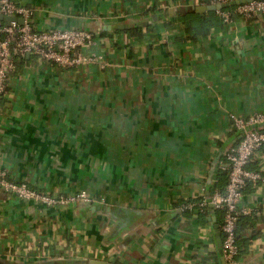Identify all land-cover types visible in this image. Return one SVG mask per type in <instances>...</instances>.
Segmentation results:
<instances>
[{
    "label": "crops",
    "instance_id": "crops-1",
    "mask_svg": "<svg viewBox=\"0 0 264 264\" xmlns=\"http://www.w3.org/2000/svg\"><path fill=\"white\" fill-rule=\"evenodd\" d=\"M16 1L38 30L110 36L96 49L104 66L17 63L1 167L33 188L92 200L50 207L0 187V264H227L223 213L177 205L225 188V151L240 140L234 115L264 112V16L233 17L191 41L176 17L204 0ZM152 22L141 38L125 31ZM249 167L264 172V150ZM242 205L254 225L242 231L250 241L239 262L264 264L263 181L247 185Z\"/></svg>",
    "mask_w": 264,
    "mask_h": 264
},
{
    "label": "built area",
    "instance_id": "built-area-1",
    "mask_svg": "<svg viewBox=\"0 0 264 264\" xmlns=\"http://www.w3.org/2000/svg\"><path fill=\"white\" fill-rule=\"evenodd\" d=\"M232 1L234 0H212L210 4H225ZM0 13L24 19L23 24L0 21V117L19 58L34 55L41 61L65 69L92 64L104 66L102 57L96 51L100 45L98 42L103 39L101 30L84 28L38 30L33 25L32 9L16 0H0ZM222 15L227 22L233 17L253 20L264 16V0H252L236 5L230 11H223ZM233 123L240 133V140L225 151L228 163V181L225 189H216L210 200L182 201L178 203L177 210L180 213H206L208 206L213 205L216 210L223 212L221 225L223 256L227 264H240L237 225L241 216L251 215L250 208L242 205L244 191L251 182H264V172L249 167L256 152L264 148V112L254 113L247 118L234 115ZM0 184L7 191L22 198L50 207L92 200L86 191L71 195L39 191L27 183L11 179L8 171L1 165Z\"/></svg>",
    "mask_w": 264,
    "mask_h": 264
},
{
    "label": "trees",
    "instance_id": "trees-1",
    "mask_svg": "<svg viewBox=\"0 0 264 264\" xmlns=\"http://www.w3.org/2000/svg\"><path fill=\"white\" fill-rule=\"evenodd\" d=\"M212 0H204L205 4H210ZM235 6H230L227 7L221 11H210L209 12H205V13H199L196 12L194 9H185L183 11H180L178 13V16L176 17L181 24L183 25V33L185 34V36L187 38H189L191 41H199L201 40L203 37L207 36L210 31L216 26L222 25V23L224 24L225 18L222 15L223 11H230L232 9H234ZM154 28V24L152 23H148L146 26L142 25V24H136L130 28L125 29V31L137 36V37H142L144 31H146L147 29L151 30ZM101 35L102 37H105L107 35V33L105 31H101ZM110 36V35H107ZM23 58H19V59H24ZM19 59L17 60V63L19 61ZM264 150V148L262 149ZM226 187V186H225ZM225 188H222V190H224ZM39 191H44V190H40ZM207 210H209V206L207 208ZM207 213V211H206ZM223 213V212H222ZM253 226L254 225V219L251 218V215H244L241 216L237 225V244L239 246V254H238V259L240 257V255L243 253V249L241 247V243H245L246 241V245L249 243L250 240L248 239H243L242 238V231L244 229V227L246 226ZM246 251V248L244 249V252Z\"/></svg>",
    "mask_w": 264,
    "mask_h": 264
},
{
    "label": "water",
    "instance_id": "water-1",
    "mask_svg": "<svg viewBox=\"0 0 264 264\" xmlns=\"http://www.w3.org/2000/svg\"><path fill=\"white\" fill-rule=\"evenodd\" d=\"M249 1H252V0H234L230 3H225V4H207V5H200V6H197L195 7V10L199 13H205V12H210V11H220V10H223L227 7H230V6H236V5H240V4H243V3H246V2H249ZM0 21H3L5 23H10V22H19L21 24L24 23V19L23 18H18V17H15V16H10V15H5L3 13H0ZM27 56H30V55H27ZM0 187L1 184H0ZM213 206V205H211ZM222 254H223V251H222ZM91 264H112L108 261H103V260H94L92 261Z\"/></svg>",
    "mask_w": 264,
    "mask_h": 264
},
{
    "label": "rangeland",
    "instance_id": "rangeland-1",
    "mask_svg": "<svg viewBox=\"0 0 264 264\" xmlns=\"http://www.w3.org/2000/svg\"><path fill=\"white\" fill-rule=\"evenodd\" d=\"M32 20H33V17H32Z\"/></svg>",
    "mask_w": 264,
    "mask_h": 264
}]
</instances>
